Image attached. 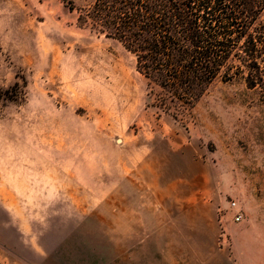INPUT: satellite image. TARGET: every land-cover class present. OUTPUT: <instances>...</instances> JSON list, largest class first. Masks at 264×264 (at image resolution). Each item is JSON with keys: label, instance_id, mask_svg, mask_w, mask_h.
<instances>
[{"label": "rangeland", "instance_id": "1", "mask_svg": "<svg viewBox=\"0 0 264 264\" xmlns=\"http://www.w3.org/2000/svg\"><path fill=\"white\" fill-rule=\"evenodd\" d=\"M93 1L0 0V264H264V101L172 119Z\"/></svg>", "mask_w": 264, "mask_h": 264}, {"label": "trees", "instance_id": "2", "mask_svg": "<svg viewBox=\"0 0 264 264\" xmlns=\"http://www.w3.org/2000/svg\"><path fill=\"white\" fill-rule=\"evenodd\" d=\"M68 10L134 58L154 106L174 120L216 79L240 78L264 101V0H94Z\"/></svg>", "mask_w": 264, "mask_h": 264}, {"label": "built area", "instance_id": "3", "mask_svg": "<svg viewBox=\"0 0 264 264\" xmlns=\"http://www.w3.org/2000/svg\"><path fill=\"white\" fill-rule=\"evenodd\" d=\"M235 207H236V204L234 202H231L230 203L231 210L234 209ZM241 220H242V214L240 212L235 213L233 216V221L237 223V222H240Z\"/></svg>", "mask_w": 264, "mask_h": 264}]
</instances>
